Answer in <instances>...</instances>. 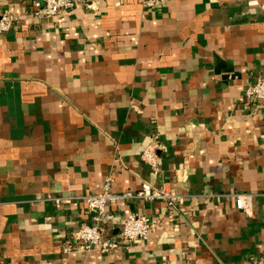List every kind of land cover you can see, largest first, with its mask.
<instances>
[{"label": "crops", "instance_id": "0c3cea01", "mask_svg": "<svg viewBox=\"0 0 264 264\" xmlns=\"http://www.w3.org/2000/svg\"><path fill=\"white\" fill-rule=\"evenodd\" d=\"M31 20L0 0V264H247L264 256V105L244 90L264 69V0H88ZM165 147L154 175L140 155ZM163 184L192 196L107 204L113 238L129 214L144 242L64 252L92 225L79 198ZM202 194L219 195L212 199ZM252 196L249 211L225 195ZM71 198L56 205L49 199Z\"/></svg>", "mask_w": 264, "mask_h": 264}, {"label": "built area", "instance_id": "2783aa9c", "mask_svg": "<svg viewBox=\"0 0 264 264\" xmlns=\"http://www.w3.org/2000/svg\"><path fill=\"white\" fill-rule=\"evenodd\" d=\"M248 1V0H241ZM162 0H141V5L145 10H152L161 4ZM77 5H81L86 11L92 10V3L88 0H32V8L29 12L31 20L49 19L56 17L62 11L73 10ZM17 18L9 11L0 12V35L12 29L17 22ZM262 76L249 85L243 92V96L250 102H260L264 105V69ZM166 151L165 147L158 141L157 136L150 138L148 145L143 149L140 160L148 165L154 175L160 172V153ZM219 195L202 194L200 198L212 199ZM234 199L235 208L242 211H249L251 208L252 196L249 194L225 195ZM192 198L187 194H180L163 184L153 187L149 183H142L140 189L135 192L115 193L111 190L110 180L106 179L102 191L96 194H89L79 199L86 205L91 216L92 225H80L79 228L70 234L69 244L64 252L73 251L85 254L92 249L109 253L122 246L134 242H144L148 234L155 228V222L149 218L129 214L125 217L121 229L116 237H109L107 227L111 225L112 217L106 213L107 204L141 200L145 202L161 201L165 204L169 215L175 217L179 214L183 203ZM56 205L69 204L71 198L49 199ZM247 264H264V256L260 258L250 257Z\"/></svg>", "mask_w": 264, "mask_h": 264}]
</instances>
